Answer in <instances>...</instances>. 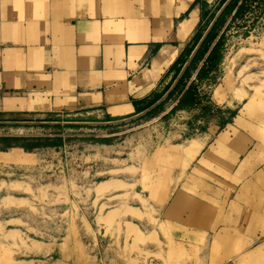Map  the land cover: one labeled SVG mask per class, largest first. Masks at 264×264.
I'll return each instance as SVG.
<instances>
[{
  "label": "rangeland",
  "instance_id": "1",
  "mask_svg": "<svg viewBox=\"0 0 264 264\" xmlns=\"http://www.w3.org/2000/svg\"><path fill=\"white\" fill-rule=\"evenodd\" d=\"M254 2L257 0H247L222 25L217 66L211 67L206 53L202 54L180 85L182 90L189 83L200 105L173 117L154 119L149 125L153 144L149 146L146 174L148 181H153V197L152 193L149 199L134 195L143 212L133 207V176L140 171L133 167V159L145 162L146 153L136 151L133 158V122L114 127L28 126L18 144L8 147L18 151L0 150V221L11 216L23 219L26 243L35 247L37 243H63V247L74 243L73 248L65 247L69 258L74 257L73 264H126L122 257L130 256V264H142L149 257L157 259V264H162L161 260L164 264H203L208 243H184L186 248L179 243H146L151 237L156 239V234L147 237L145 224L163 229V206L170 192L177 189L175 200L190 201L191 220L200 222L217 211L223 213L226 199L233 196L228 210L239 219L235 225L244 227V237H254L264 229V0ZM229 16L223 18V24ZM220 32L219 28L215 35ZM174 96L149 118L167 109ZM226 101L228 105L234 101L233 110L226 107ZM227 120L230 125L225 124ZM217 126L218 132H224L214 143ZM113 133H118L115 145L103 147ZM224 136L229 141L218 145ZM193 137L207 138L203 150L204 145L201 150L186 145ZM205 150L204 155L214 156L200 162ZM249 151L262 161L249 166L247 183L248 174L240 173ZM146 174H141L144 189ZM133 217L140 220L134 224ZM17 236V231L7 233L13 240ZM0 239L6 243L1 223ZM257 242L234 243L228 264H264V234ZM88 243H99L90 252L93 257L83 252L82 245ZM119 243L125 247L119 249ZM153 245L157 253L149 252ZM98 252L101 257L97 261L94 256ZM5 253L0 249V257ZM217 255L219 261L221 255ZM51 257L53 260L30 259L51 264L57 256ZM119 258L123 263H115Z\"/></svg>",
  "mask_w": 264,
  "mask_h": 264
},
{
  "label": "crops",
  "instance_id": "2",
  "mask_svg": "<svg viewBox=\"0 0 264 264\" xmlns=\"http://www.w3.org/2000/svg\"><path fill=\"white\" fill-rule=\"evenodd\" d=\"M230 1L0 0V150L18 151L8 147L14 142L18 144L28 126L103 123L106 125L100 126L114 127L133 122V158L136 151L146 153L145 162L133 159V167L140 168L133 176V207L143 212L141 201L134 195L149 199L152 193L153 197V181H148L146 174L149 146L153 144L149 125L154 119L173 117L200 105L189 83L163 102L175 85L159 104L157 102L172 87L219 9ZM246 1L238 0L229 19L224 24L221 21V32L214 35L205 56L222 33V25L228 23ZM188 87L194 94L193 104L170 113ZM173 96L167 109L149 118L162 102L166 104ZM233 103L228 105L226 101L225 105L233 110ZM223 132H218L216 127L214 143ZM116 136L118 133L110 134L112 138L108 137L102 146L115 145ZM191 139L201 140L202 150L207 143L206 137ZM176 145L180 144L171 146ZM206 151L201 154L200 162L214 156L212 153L204 155ZM243 161L246 166L240 174H248L247 183H250L249 166L259 164L262 158L249 151ZM144 173L145 189L141 179ZM178 191L180 189L170 192L163 206L160 215L163 229L145 224L147 237L153 232L156 234V239L151 237L146 243H179L183 247L184 243H208V247L204 246L208 249L203 250L205 261L202 263L228 264L234 243H258L264 234V229H260L254 237H244V227L235 225L239 219L228 210L233 205V196L226 199L223 213L217 211L199 222L196 218L191 220L192 214H188L190 201L175 200ZM240 217L242 221L243 216ZM139 220L133 217V223ZM0 223L7 238L6 243L0 239V249L7 253L0 257L2 264L30 261L46 264L30 257L52 259V254L57 257L51 264L74 263L73 255L69 258L65 249L73 248L74 243H66L65 247L63 243H37L35 247L34 243H26L21 230L23 219L11 216ZM10 225L13 227L7 228ZM10 231L18 232L14 240L7 237ZM98 244H83L84 254L93 257L90 252ZM155 246H149V252L157 253L153 250ZM124 247L125 243H119V249ZM103 253L105 255V250ZM94 257L98 261L101 256L98 252ZM132 259L122 257L126 264ZM122 260L115 259V263H123ZM107 261L104 256V262ZM154 261L157 259L149 257L142 264H157Z\"/></svg>",
  "mask_w": 264,
  "mask_h": 264
},
{
  "label": "trees",
  "instance_id": "3",
  "mask_svg": "<svg viewBox=\"0 0 264 264\" xmlns=\"http://www.w3.org/2000/svg\"><path fill=\"white\" fill-rule=\"evenodd\" d=\"M237 1L238 0H231L230 3L223 9L221 14L217 18L216 22L213 24V26L209 30V32L206 35L205 39L203 40V42L199 46V48L196 51L195 55L193 56L189 66L186 68V70L184 71V73L180 77L179 81L177 82V84L174 87V89L172 90V92L168 95V97L163 102H165L174 92H176L180 88V85L183 83L185 78L188 77V75H189L190 66L193 65L196 61H198L199 57L202 54L204 55L207 52V50L209 49L210 43L212 42V40L214 38L216 30L221 26V21L223 20V18L227 14H229V13H231L233 11ZM240 9H241V6L236 9L234 15H236L238 13V11H240ZM220 41H221V37L218 38V40L216 41V43L214 44L212 49L209 51V53H208V55L206 57V60L211 64L212 67H215L220 61V57H219ZM163 102L158 106V108H160L163 105ZM193 102H194V94H193V91L191 90V88L188 87L183 92L181 97L179 98L177 104L170 110V113L173 112L176 109L189 107V106H191L193 104ZM228 123H229V121L227 120L225 122V124H228ZM102 142H104V141H102Z\"/></svg>",
  "mask_w": 264,
  "mask_h": 264
},
{
  "label": "water",
  "instance_id": "4",
  "mask_svg": "<svg viewBox=\"0 0 264 264\" xmlns=\"http://www.w3.org/2000/svg\"><path fill=\"white\" fill-rule=\"evenodd\" d=\"M227 3V2H226ZM226 3L219 9L218 13L216 14L215 18L213 19V21L210 23V25L208 26L207 30L205 31L203 37L200 39V41L198 42V44L196 45L195 49L193 50V52L191 53V55L189 56L187 62L185 63V65L183 66V68L181 69V71L179 72L176 80L174 81L172 87L167 91V93L163 96V98L157 102V104H159L166 96L167 94L170 92V90L176 85V83L178 82V80L180 79V77L182 76V74L184 73L186 67L188 66V64L191 62L193 56L195 55L196 51L198 50L199 46L201 45V43L203 42V40L205 39L206 35L208 34L209 30L211 29V27L213 26V24L215 23V21L217 20V18L219 17V15L221 14V12L223 11V9L225 8ZM122 122V121H120ZM84 125H96V126H100V125H106L103 123H86Z\"/></svg>",
  "mask_w": 264,
  "mask_h": 264
},
{
  "label": "bare ground",
  "instance_id": "5",
  "mask_svg": "<svg viewBox=\"0 0 264 264\" xmlns=\"http://www.w3.org/2000/svg\"><path fill=\"white\" fill-rule=\"evenodd\" d=\"M202 139V138H201ZM227 141H229V138L228 137H226V136H224V137H222V138H220L219 139V144L218 145H220L222 142H227ZM186 145H189L190 147L191 146H195L197 149H200L203 145H204V143L201 141V140H198V139H191V140H189L188 141V143L186 144ZM182 146V145H181ZM192 147V148H193ZM189 148V147H188ZM180 151V150H179ZM186 151V150H185ZM184 151V152H185ZM181 152V151H180ZM106 186V185H105ZM102 187H104V185H102ZM102 187L100 188V190L102 189Z\"/></svg>",
  "mask_w": 264,
  "mask_h": 264
}]
</instances>
